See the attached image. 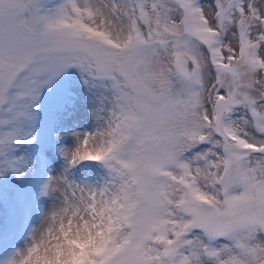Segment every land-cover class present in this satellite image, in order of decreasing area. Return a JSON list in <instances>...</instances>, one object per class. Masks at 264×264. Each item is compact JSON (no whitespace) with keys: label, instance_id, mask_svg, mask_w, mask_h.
<instances>
[{"label":"snow or ice","instance_id":"snow-or-ice-1","mask_svg":"<svg viewBox=\"0 0 264 264\" xmlns=\"http://www.w3.org/2000/svg\"><path fill=\"white\" fill-rule=\"evenodd\" d=\"M0 264H264V0H0Z\"/></svg>","mask_w":264,"mask_h":264}]
</instances>
